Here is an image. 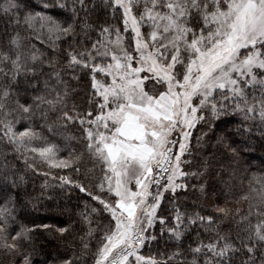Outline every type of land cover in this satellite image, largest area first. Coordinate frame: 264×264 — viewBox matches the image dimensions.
<instances>
[{
	"label": "trees",
	"instance_id": "16d2710c",
	"mask_svg": "<svg viewBox=\"0 0 264 264\" xmlns=\"http://www.w3.org/2000/svg\"><path fill=\"white\" fill-rule=\"evenodd\" d=\"M128 2L146 39L145 11L171 4ZM222 3L182 0L186 27L204 34ZM132 41L112 0H0V264H95L114 223L88 137L104 112L94 82L111 44ZM246 81L200 108L143 251L153 264H264V87Z\"/></svg>",
	"mask_w": 264,
	"mask_h": 264
},
{
	"label": "rangeland",
	"instance_id": "374dc122",
	"mask_svg": "<svg viewBox=\"0 0 264 264\" xmlns=\"http://www.w3.org/2000/svg\"><path fill=\"white\" fill-rule=\"evenodd\" d=\"M112 1L133 53L112 43L116 53L99 71L105 77L94 82L104 112L89 122L88 137L104 165L102 185L113 200L103 204L114 223L95 264H153L143 251L162 197L183 185V156L200 108L217 91L239 94L246 79L264 87V76L254 74L263 70L264 0H222L197 36L186 27L182 0H170L163 11H145L147 39L128 0Z\"/></svg>",
	"mask_w": 264,
	"mask_h": 264
},
{
	"label": "water",
	"instance_id": "95a60500",
	"mask_svg": "<svg viewBox=\"0 0 264 264\" xmlns=\"http://www.w3.org/2000/svg\"><path fill=\"white\" fill-rule=\"evenodd\" d=\"M166 152L168 153V150H167ZM166 157H167V154L164 155V158H163V160H162L160 166H163ZM158 170H160V167L158 168Z\"/></svg>",
	"mask_w": 264,
	"mask_h": 264
}]
</instances>
